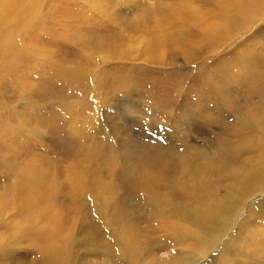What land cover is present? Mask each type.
<instances>
[{"label": "rangeland", "instance_id": "1", "mask_svg": "<svg viewBox=\"0 0 264 264\" xmlns=\"http://www.w3.org/2000/svg\"><path fill=\"white\" fill-rule=\"evenodd\" d=\"M0 10V264H176L198 241H175L167 210L200 206L179 177L244 204L195 264L227 243L214 264H264V179L239 184L264 159V0H0ZM217 156L223 165L206 168ZM143 179L157 181L155 200ZM104 209L132 245L107 234L116 225L98 218Z\"/></svg>", "mask_w": 264, "mask_h": 264}, {"label": "bare ground", "instance_id": "2", "mask_svg": "<svg viewBox=\"0 0 264 264\" xmlns=\"http://www.w3.org/2000/svg\"><path fill=\"white\" fill-rule=\"evenodd\" d=\"M1 21L2 20H1V10H0V23H1ZM253 122H254V120H253ZM259 124H262V123L258 122V125ZM242 145H246V144L243 143ZM239 146H241V145H238V147ZM215 148H217V147H215ZM248 150H249V148H248ZM245 153H247V152H245ZM253 154H255V153H253ZM195 155H197V154L191 153L190 157H185L184 161L182 160L181 164H183V162L185 163L184 164L185 166H183V168H182V172L184 175H186L187 171H189L188 166H190L189 168L193 167L192 166V162H193L192 157L193 156L195 157ZM259 156H261V158L263 159L264 153L260 154ZM226 157H228V155ZM234 157H236V156H234ZM262 159H260V160H262ZM204 163L206 165V168H217V165L218 166L223 165L221 158L218 156H217V158H208L204 161ZM259 165H260V172H254L253 173L251 171L249 174L246 175V179L240 180L239 184H243L242 188H246L250 183L254 182V179H264V159H263V162L259 163ZM192 172L195 174L194 169H192ZM245 173H246V171H245ZM229 179H231V178H229ZM26 182H28V181H25L26 186L29 185ZM141 182H143V184L140 185L141 190L143 192H145L147 194V196H149L151 199L155 200L154 195H153L155 193V191L153 193V188H154V185L156 186L157 181L152 180V179H143ZM21 183H23V182H20V180L15 182L16 187L18 185L20 187V189H17V191H19V192H21V190H23ZM208 187L207 186L205 187L204 183H203V185L198 183V181L196 179H185L184 177L182 179H181V177L178 178V190H179V192L185 197H190V196L194 197L195 200L199 202L200 206L196 207L194 205L195 208L192 210L184 207V209L181 210L179 208H174L172 205H170V209L167 210L168 213L173 215L178 220V222L180 221L179 222L180 224L178 223L179 225H177V224L172 225L171 230H170V232L173 235H175V237H176L175 241H183L184 240L183 242L188 247L189 246L191 247L194 245V243L190 244L191 239L194 241H196V240L198 241V244L196 245L197 250H195V251H191V249H190V251L189 250L188 251L187 250L181 251V249L178 251L175 250V251H177L176 252L177 254L180 253L178 260L175 258L177 260L175 262L176 264H195V262L197 260L205 257V255L210 250H213L214 247L217 245L220 238L222 237L223 231L232 225V222L234 220V216L236 215V213L240 212L243 209L244 204L243 205L237 204V203H239V201H241V199L239 198L240 195L235 196L234 199L232 197L233 200L229 203L227 200L224 199L226 197L221 199V198H218V196H214L213 190H210L211 187L210 188H208ZM23 191H25V190H23ZM151 194H152V196H151ZM155 196L157 197V195H155ZM144 197H145V195H144ZM18 198H19V195H18ZM158 198L160 200V197H158ZM108 199H110L109 194L104 199L100 200V201H102L101 203L103 204L104 207H108L111 204L110 201H107ZM246 199H247V196H246ZM243 202H246V201H242L241 203H243ZM165 203H166V200H165ZM143 204L145 205V203H143ZM185 204H186V202H185ZM205 204H208V205H205ZM262 205L263 204L261 201H258L256 203L252 204L249 208L247 215L241 220V222L239 223L238 226L248 222L251 219L252 215L256 214V211H258L260 213V210L258 207H260V206L262 207ZM144 207H146V206H144ZM148 208H151V210L154 212L156 211V209L153 207H148ZM160 208L161 207H159L158 209L160 210ZM228 208H230V210H228ZM106 210L107 209H104V211L98 213L97 216H98V218H100V220L104 219V222H106L107 227L109 225H111L112 223H115L116 226H114L112 228L110 226L108 227L110 230V233H107V234H109V236L111 235L112 239L116 240L118 242V244L123 247L126 243H128V240H130L129 236L126 234L127 233L126 228L122 224L121 219L116 218L118 216L116 214L115 215L113 214L110 217L111 214H110V212H108V214L106 216H104V218H102V214L106 213ZM114 210H115L114 213H117L116 211H118V206L114 205ZM263 210H264V208H263ZM258 216H257V218H258ZM165 218H166V216H165ZM114 220H115V222H114ZM261 220H263V219H261ZM216 224H219L220 227L217 228L216 231L214 232L215 227H218V225H216ZM115 228H116V231H114ZM239 230H241V229H239ZM212 232H214V233H212ZM234 237H236V236H234ZM255 238H257V237H255ZM128 244L132 245V243L131 244L128 243ZM228 247H229V245L227 243V245L224 248H222L221 252H218L217 254L210 257V260H209V262L207 261L208 262L207 264H214L215 259H218L221 255H223L225 253H229V252H227ZM189 252H192V254L194 255V259L186 258L187 254H189ZM262 254H264V253H262Z\"/></svg>", "mask_w": 264, "mask_h": 264}]
</instances>
